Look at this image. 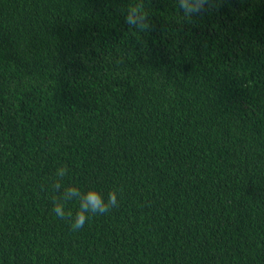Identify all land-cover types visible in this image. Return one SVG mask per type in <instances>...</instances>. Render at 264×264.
I'll use <instances>...</instances> for the list:
<instances>
[{
    "label": "trees",
    "instance_id": "16d2710c",
    "mask_svg": "<svg viewBox=\"0 0 264 264\" xmlns=\"http://www.w3.org/2000/svg\"><path fill=\"white\" fill-rule=\"evenodd\" d=\"M131 2L0 0V264H264V0Z\"/></svg>",
    "mask_w": 264,
    "mask_h": 264
},
{
    "label": "clouds",
    "instance_id": "9594fccd",
    "mask_svg": "<svg viewBox=\"0 0 264 264\" xmlns=\"http://www.w3.org/2000/svg\"><path fill=\"white\" fill-rule=\"evenodd\" d=\"M211 0H176V5L184 19H191L209 9ZM125 11V23L129 30L135 32H147L151 28L149 12L145 0H132ZM69 174L67 166L58 168L55 172V179L51 185L58 195L53 197V213L57 218L67 219L73 231L81 230L92 216L110 213L119 207L123 188H113L108 192L107 197L102 189L90 188L82 192L75 184L64 187L62 181ZM76 200L79 202L78 211L73 214L71 210L65 211L68 202Z\"/></svg>",
    "mask_w": 264,
    "mask_h": 264
}]
</instances>
